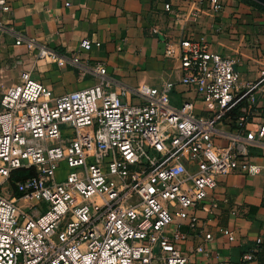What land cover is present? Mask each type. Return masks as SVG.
<instances>
[{"label": "built area", "instance_id": "built-area-1", "mask_svg": "<svg viewBox=\"0 0 264 264\" xmlns=\"http://www.w3.org/2000/svg\"><path fill=\"white\" fill-rule=\"evenodd\" d=\"M209 4L218 13L224 1ZM80 48L90 50V41ZM38 50L39 58H57ZM164 54L179 60L178 84L196 94L203 115L194 113V97L171 104L176 84L169 81L133 89L139 102L122 103L127 90H112L102 66L94 86L59 97L29 72L2 94L0 264H202L182 249L180 227L196 229L197 213L211 216L219 207L210 199L219 177L260 172L248 154L264 140V116L249 131L246 115H230L264 83V68L242 87L234 62L202 41L169 44ZM223 117L231 129H217ZM61 163L69 172L57 181ZM17 171L32 174L17 178L12 191L5 183ZM252 260L244 253L227 264Z\"/></svg>", "mask_w": 264, "mask_h": 264}, {"label": "crops", "instance_id": "crops-1", "mask_svg": "<svg viewBox=\"0 0 264 264\" xmlns=\"http://www.w3.org/2000/svg\"><path fill=\"white\" fill-rule=\"evenodd\" d=\"M223 1L222 11L215 13L209 0H0V100L21 82L23 72L59 97L94 86L99 80L94 70L102 66L112 90H127L120 95L125 101L139 102L133 89L169 81L176 84L171 104L194 97V113L203 115L196 94L178 84L180 62L165 56L167 45L202 41L234 62L242 87L255 84L264 68V9L247 0ZM82 40L90 41V50L80 48ZM42 46L57 58H39ZM74 58L76 64L71 62ZM235 109L230 117L246 115L247 129L254 131L264 116V83ZM232 126L226 117L216 124L223 130ZM215 143L225 141L218 138ZM248 160L259 167L257 175L219 177L210 193L219 207L211 216L197 213L201 220L196 229L180 227L187 235L182 249L196 262L227 264L251 253V264H264V140L250 149ZM172 229L174 225L168 230ZM206 234L209 240L204 239ZM200 245L204 252L196 254Z\"/></svg>", "mask_w": 264, "mask_h": 264}, {"label": "rangeland", "instance_id": "rangeland-1", "mask_svg": "<svg viewBox=\"0 0 264 264\" xmlns=\"http://www.w3.org/2000/svg\"><path fill=\"white\" fill-rule=\"evenodd\" d=\"M249 2H253V3H256L252 0H247ZM258 4V3H257ZM260 5V4H259ZM262 6V5H261ZM264 7V6H263ZM120 101L123 103L125 102V99L124 98H120ZM65 127H62V130H64ZM69 172V170L67 169L66 165L65 164H60V168L59 170L57 171V181H62L65 179L67 173ZM18 177H12V179L8 182L5 183V185L9 188V189H12L13 191V183L14 181L17 179Z\"/></svg>", "mask_w": 264, "mask_h": 264}, {"label": "trees", "instance_id": "trees-1", "mask_svg": "<svg viewBox=\"0 0 264 264\" xmlns=\"http://www.w3.org/2000/svg\"><path fill=\"white\" fill-rule=\"evenodd\" d=\"M253 3V2H252ZM256 6H258L259 8H261V9H264V7L263 6H261V5H259V4H257V3H254ZM236 109H234L233 111H232V113L235 111ZM29 174H32L31 173V171H17V172H15L14 174H13V177H18V178H21V177H23V176H26V175H29ZM263 244H264V241H263Z\"/></svg>", "mask_w": 264, "mask_h": 264}, {"label": "water", "instance_id": "water-1", "mask_svg": "<svg viewBox=\"0 0 264 264\" xmlns=\"http://www.w3.org/2000/svg\"><path fill=\"white\" fill-rule=\"evenodd\" d=\"M252 1L264 6V0H252Z\"/></svg>", "mask_w": 264, "mask_h": 264}]
</instances>
